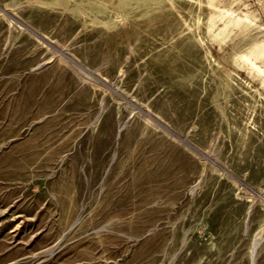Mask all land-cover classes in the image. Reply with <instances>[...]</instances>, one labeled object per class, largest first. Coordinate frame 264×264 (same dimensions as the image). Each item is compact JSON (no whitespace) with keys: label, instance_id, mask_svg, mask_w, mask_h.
Here are the masks:
<instances>
[{"label":"rangeland","instance_id":"1","mask_svg":"<svg viewBox=\"0 0 264 264\" xmlns=\"http://www.w3.org/2000/svg\"><path fill=\"white\" fill-rule=\"evenodd\" d=\"M263 51L264 0H0V264H264Z\"/></svg>","mask_w":264,"mask_h":264},{"label":"bare ground","instance_id":"2","mask_svg":"<svg viewBox=\"0 0 264 264\" xmlns=\"http://www.w3.org/2000/svg\"><path fill=\"white\" fill-rule=\"evenodd\" d=\"M247 18V17H246ZM239 20V19H238ZM242 20H244V19H242ZM245 20H247L248 21V19H245ZM241 21V20H240ZM261 56H264V51L260 54ZM250 56V55H249ZM251 57V56H250ZM255 59V58H254Z\"/></svg>","mask_w":264,"mask_h":264},{"label":"water","instance_id":"3","mask_svg":"<svg viewBox=\"0 0 264 264\" xmlns=\"http://www.w3.org/2000/svg\"><path fill=\"white\" fill-rule=\"evenodd\" d=\"M154 120V119H153ZM155 121V120H154ZM158 123V122H157ZM160 124V123H159ZM161 125V124H160ZM180 139V138H179ZM183 142H185L183 139H181Z\"/></svg>","mask_w":264,"mask_h":264}]
</instances>
